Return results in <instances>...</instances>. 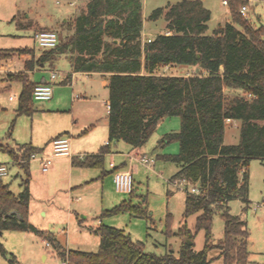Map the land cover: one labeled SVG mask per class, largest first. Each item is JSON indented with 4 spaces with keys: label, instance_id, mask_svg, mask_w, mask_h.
I'll return each mask as SVG.
<instances>
[{
    "label": "trees",
    "instance_id": "obj_1",
    "mask_svg": "<svg viewBox=\"0 0 264 264\" xmlns=\"http://www.w3.org/2000/svg\"><path fill=\"white\" fill-rule=\"evenodd\" d=\"M248 2L227 0L232 20L219 23L212 33H207L211 10L203 0H177L159 6L148 18L163 16L166 31L143 42L142 0H88L85 10L74 19L71 36L25 63L26 69H32L35 62L46 63L67 52L73 71L108 74L109 142L96 153L72 157L73 164L103 167L111 140L138 147L149 139L161 118L180 117V128L164 133L159 141L160 146L178 141L179 150L158 156L178 166L171 182L184 179L199 188L197 193L186 189L183 213L185 218L197 213L195 225L190 228L182 221L176 234L192 240L204 230L202 249L183 240L178 254L145 251L123 228L103 222L93 228L100 236L96 251L65 247L52 231L30 222L27 159L32 152L44 149L31 143L18 149L0 144L26 171L18 193L0 179V234L5 229L34 231L48 239L67 264H212L209 251L214 247L220 250L224 264H247L249 230L243 219L229 211L227 202L247 196L250 160L260 158L264 163V25H256L240 11ZM23 50L35 52L33 48ZM160 66H187L191 71L158 73ZM70 77L71 73L63 82ZM7 78L22 83L18 113H31L37 81L26 71L9 72ZM228 118L240 120L237 143H224ZM106 173L104 170L102 176ZM135 193L133 187L129 199L103 210L100 216L129 210L150 217L143 205L146 198L143 204L132 201ZM215 210H220L224 220V233L212 242ZM172 223L168 211L166 234L172 233ZM5 251L0 239V252ZM8 261L20 264L14 255Z\"/></svg>",
    "mask_w": 264,
    "mask_h": 264
},
{
    "label": "rangeland",
    "instance_id": "obj_2",
    "mask_svg": "<svg viewBox=\"0 0 264 264\" xmlns=\"http://www.w3.org/2000/svg\"><path fill=\"white\" fill-rule=\"evenodd\" d=\"M176 1L142 0L143 42L166 31L163 16L148 18L153 9ZM87 2L88 0H0V49L28 46L40 55L49 48L35 44L34 31L52 29L58 33L59 40L68 39L74 31L75 17L85 10ZM204 3L211 10L207 33H212L219 23L232 20L228 5L223 4L222 0H204ZM249 16L251 20L264 25V0L259 4L255 1L252 3ZM21 23L25 25L21 26ZM13 51L15 50H8L7 55L16 58ZM19 60L21 62V58ZM53 69L59 73V81L53 84V97L49 100H33L34 110L31 113H18L22 83L16 79H8L6 75L9 71L2 69L0 144L18 149L19 144L31 143L44 147L39 153H49L50 138L66 133L70 135L72 151H89L84 145L91 147L96 143L102 144L108 138V75L78 71L72 73L70 81L63 82L62 79L73 71L70 54L65 52L59 53L56 59L46 62L43 68L31 73V78L36 81L41 77L49 78ZM189 71L191 68L187 66H160L157 69L158 73ZM75 95L79 97H74ZM92 123L95 126L87 134H82L81 131ZM179 128V116H165L158 121L155 130L143 145L133 147L120 140L128 148H117L133 154V157H124L134 178L136 193L131 199L134 203L143 204V198H146L143 205L148 208L150 217L136 215L129 210L100 216L103 210L113 207L122 199H129L130 193L116 190L111 175L99 176L102 171L99 167L73 166L71 175L70 158L66 155L56 157L48 171L41 169L38 160L27 159L31 172L30 222L41 230L52 231L65 247L71 249L96 251L100 245V236L93 228L103 222L123 228L134 240L142 243L145 251L163 254L172 250L178 254L182 241H186V238L176 234L178 226L186 221L193 228L196 222L197 213L186 218L183 216L186 189L190 191L193 184L184 182L185 184L178 186L171 182L169 179L178 170V166L158 154L175 153L179 150L178 141H171L163 146L159 144L164 133L177 131ZM239 137L240 120L226 119L224 143H237ZM111 145L115 149L114 141ZM135 151L138 154L135 155ZM142 154L154 158L150 168L138 161ZM112 157L111 154L106 155L104 169H110L109 163L115 159ZM0 163L8 167V174L0 179L9 183L10 188L18 193L22 189L21 182L26 178V171L3 149H0ZM248 171L247 196L232 197L227 204L229 211L247 224L250 251L247 264H264V163L260 158H252ZM92 177L95 178L89 182L76 183L80 179ZM168 211L173 215L171 234L165 233ZM223 233L224 220L220 210H215L211 241L217 242ZM0 239L6 250L5 254L0 252V264H9L8 259L12 255L20 264H67L58 255L53 244L47 246L45 242L49 240L34 231L5 229L0 234ZM192 241L194 249H202L205 243L204 230H199ZM219 253L220 250L216 247L209 251V256L213 258L212 264H224Z\"/></svg>",
    "mask_w": 264,
    "mask_h": 264
},
{
    "label": "built area",
    "instance_id": "obj_3",
    "mask_svg": "<svg viewBox=\"0 0 264 264\" xmlns=\"http://www.w3.org/2000/svg\"><path fill=\"white\" fill-rule=\"evenodd\" d=\"M224 4H227V0H222ZM240 11L242 13L247 12V4L242 5ZM34 42L36 45L46 48H51L57 45L59 42V35L55 30L52 29H41L34 33L33 36ZM150 39V38H149ZM168 67V66H167ZM66 77V76H65ZM63 78V80L65 79ZM59 81V73L56 70L50 71V76L48 80L38 82L35 84L32 98L34 100H49L53 97V84ZM74 97H79L75 95ZM109 104L107 103V109H109ZM109 141L107 140L106 143ZM51 151L49 153H39L32 152L30 154L29 160L35 159L38 160L43 171H48L50 166H52L54 159L59 156H71V138L69 134H60L54 137L50 141ZM83 157V155H81ZM138 161L150 168L154 163V158L142 154L138 157ZM244 169H242L241 173ZM8 174V167L4 163H0V177ZM113 181L116 190L120 192H131L134 187V178L131 170H117L113 174ZM175 185L181 186L187 181L184 179H177L173 181ZM185 182V183H184ZM193 184V183H192ZM190 191L193 193L199 192V188L196 184H193L190 188ZM46 245L50 246V242L46 241Z\"/></svg>",
    "mask_w": 264,
    "mask_h": 264
},
{
    "label": "crops",
    "instance_id": "obj_4",
    "mask_svg": "<svg viewBox=\"0 0 264 264\" xmlns=\"http://www.w3.org/2000/svg\"><path fill=\"white\" fill-rule=\"evenodd\" d=\"M256 2V4H259V2L260 1H262V0H249V2L247 3V12H245V13H243L247 18H249L250 19V21H252L253 23H255L256 25H260V24H262V23H257L256 21H253V20H251V17L249 16V10H250V7H251V5H252V3L253 2ZM203 2H204V0H203ZM223 3V2H222ZM251 3V4H250ZM205 4V3H204ZM224 4V3H223ZM249 4H250V6H249ZM25 24H23L22 25V23H21V26H24ZM143 27H144V25H143ZM34 33H35V31H34ZM144 33V31H142V34ZM34 36V35H33ZM23 48H31V47H28V46H24V47H18V48H10V49H7V50H3V49H0V72H3L2 71V69L3 70H7V71H9V72H18V71H26V72H28L29 73V75H30V78H31V73H34L35 71H37V70H40L41 68H43V66L45 65V63H41V64H37L36 62L34 63V67L32 68V69H26V66H25V63H26V60H29V59H31V58H34V59H37V57L39 56L38 54H36L35 52H34V54H32V53H30V52H28V51H24L23 50ZM11 49H14L15 51H13V53H15V55H14V57H16V58H12V57H10V56H8L7 55V53H8V50H11ZM22 49V50H21ZM34 49V48H33ZM20 50V51H19ZM35 51V50H34ZM19 55V58H17V56ZM21 58V62H20V59ZM19 61V62H18ZM14 67H16V70H14ZM75 71H72L71 72V75H72V73H74ZM78 72V71H77ZM82 72V71H81ZM84 73H93V72H84ZM100 73V72H99ZM101 74H103V73H101ZM104 75H108V74H104ZM67 76V75H66ZM6 77H7V75H6ZM9 79V78H8ZM32 79V78H31ZM72 78L70 77V80H71ZM33 80V79H32ZM46 80H48V78H46V77H41V79L39 80V81H37V83L38 82H42V81H46ZM69 80V81H70ZM36 81V80H35ZM62 81H63V79H62ZM108 94H109V92H108ZM34 100V99H33ZM107 103H108V101H107ZM95 126V124L94 123H92V124H89L88 126H86L82 131H81V133L82 134H87L93 127ZM107 127H108V124H107ZM65 132H67V131H65ZM60 134H63V133H59V134H57V135H55V136H53V137H51L50 138V140H49V143H50V141L54 138V137H56V136H58V135H60ZM107 135H109V130H108V133H107ZM106 135V136H107ZM105 136V135H104ZM104 136H103V138H104ZM103 140V139H102ZM107 140H109V136H108V138H105L104 139V141H103V143L102 144H98L97 145V143H96V145H92L91 147H88V146H85L84 145V148H89L88 150L89 151H86V150H74V151H72V154H71V156H69V161H70V167H69V171L71 172V175H72V168H73V166H79V167H89V166H80V165H76V164H73L72 163V157H79L80 159L81 158H83L86 154H90V153H96L101 147H103V146H105L106 145V141ZM120 140L121 139H113V140H111V142L109 143V147H110V151L108 152V153H106V155H108V154H111L113 157H115V159H112L111 161H110V163H109V165H110V169H104V166L103 167H99V168H101L102 169V171H101V175H99V176H101V177H104V176H102V172L105 170V171H107V173L105 174V176L107 175L108 176V174H109V176L111 175L112 177H113V174H114V172L115 171H117V170H125V169H128V170H130V168H129V164H128V162H127V160L124 158L125 156H127V157H133V154H131V151H119L118 149L119 148H128V146H124L123 144H121V142H120ZM112 141H114L115 143H116V146L114 147L115 149H113L112 148ZM124 141V140H123ZM126 142V141H125ZM129 144V143H128ZM19 145H21V144H19ZM18 145V146H19ZM131 145V144H130ZM34 146V145H33ZM51 146V145H50ZM131 146H133V145H131ZM36 147H38V146H36ZM133 147H135V146H133ZM41 148V147H40ZM118 148V149H117ZM135 155L136 154H138V152L137 151H135V153H134ZM81 155H83V157H81ZM106 155H105V157H106ZM112 157V158H113ZM121 157H123V158H121ZM117 158H121L119 161H117L116 159ZM104 162H105V158H104ZM54 167V166H53ZM56 167V166H55ZM95 168V167H94ZM71 178H72V176H71ZM95 177H92V178H84V179H80V180H78V181H76V183L77 184H82L83 182H89L90 180H93ZM70 183H72V180H70L69 181ZM69 183V184H70ZM79 198V197H78ZM123 200V199H122ZM120 202V201H119ZM118 202V203H119ZM117 204V203H116ZM116 204H114V205H116ZM43 212H45V211H43ZM45 244H46V242H45ZM66 263H67V261H66Z\"/></svg>",
    "mask_w": 264,
    "mask_h": 264
},
{
    "label": "water",
    "instance_id": "obj_5",
    "mask_svg": "<svg viewBox=\"0 0 264 264\" xmlns=\"http://www.w3.org/2000/svg\"><path fill=\"white\" fill-rule=\"evenodd\" d=\"M186 242H187L188 244H192V243H193V241H192L191 239H189V238H186Z\"/></svg>",
    "mask_w": 264,
    "mask_h": 264
}]
</instances>
